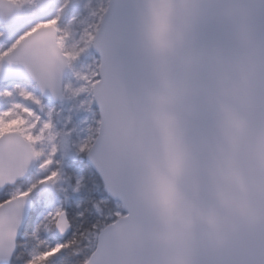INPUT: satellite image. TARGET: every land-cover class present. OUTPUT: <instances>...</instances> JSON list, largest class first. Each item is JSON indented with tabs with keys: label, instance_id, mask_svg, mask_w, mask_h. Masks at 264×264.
<instances>
[{
	"label": "snow or ice",
	"instance_id": "obj_1",
	"mask_svg": "<svg viewBox=\"0 0 264 264\" xmlns=\"http://www.w3.org/2000/svg\"><path fill=\"white\" fill-rule=\"evenodd\" d=\"M0 264H264V0H0Z\"/></svg>",
	"mask_w": 264,
	"mask_h": 264
}]
</instances>
